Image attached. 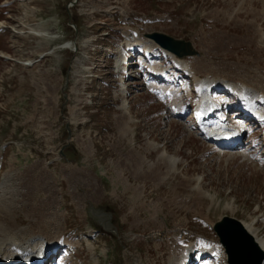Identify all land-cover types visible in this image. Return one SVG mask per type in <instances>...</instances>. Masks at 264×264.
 I'll use <instances>...</instances> for the list:
<instances>
[{
    "label": "rangeland",
    "instance_id": "rangeland-1",
    "mask_svg": "<svg viewBox=\"0 0 264 264\" xmlns=\"http://www.w3.org/2000/svg\"><path fill=\"white\" fill-rule=\"evenodd\" d=\"M74 1L0 0V55L10 57H0V185L11 167L21 179L12 221L38 235V224L58 219L40 234L50 249L42 255L52 253L45 264H227L217 221L258 220L264 237V123L235 121L245 126L238 149L208 143L193 110L196 80L223 82L212 94L230 113L244 110L235 90L243 80L264 106V0ZM153 32L192 42L199 56L178 60L154 47L143 65L142 46L125 49L133 69L116 75L120 45L138 47L126 43ZM69 66L79 108L69 112L80 116L67 144L60 89ZM174 94L187 116L172 106ZM161 155L178 160L174 172Z\"/></svg>",
    "mask_w": 264,
    "mask_h": 264
},
{
    "label": "bare ground",
    "instance_id": "bare-ground-1",
    "mask_svg": "<svg viewBox=\"0 0 264 264\" xmlns=\"http://www.w3.org/2000/svg\"><path fill=\"white\" fill-rule=\"evenodd\" d=\"M32 34L35 35L36 37H46L47 38L49 36L46 33H41V32H33ZM51 39H53V38H51ZM126 44H128V45L129 44L130 45H137L138 44L139 45L138 47L142 46L145 49V50L143 49V51H145L146 54L151 53V51L154 47L157 48V45L152 40L147 39V38H145L144 40L139 38V40H135L133 43L129 42ZM118 49H121V48H118ZM165 53H167V52H165ZM123 56H124V60L123 59L121 60L120 59L121 57H120L116 61V66L114 65L116 68V71L123 69L122 67L124 66V63L126 62L125 55H123ZM175 59H177V58H175ZM128 62H130V61H128ZM142 62H143V60H142ZM200 63L204 67H206L205 63L202 62V60ZM181 65L183 68H185L186 70L189 71V67L185 61ZM157 72H158L157 74H159V76L165 75V71H162L161 69H159ZM210 72H213V75L218 74L215 71H210ZM215 77L211 80L210 79L201 80L200 78L197 77L196 84L202 89V93H200L201 94L200 100H199V102H198V104L194 110L196 116L198 117V119H200V120H197L196 124L199 125L198 130L201 132L200 135L203 136V139L205 138L204 140L207 141L208 143L217 146L215 143L217 141V137L218 138H224L225 136L229 135L230 136V138H229L230 143L222 145V146L218 145L217 147L220 149H226V150L238 149L239 147L243 146V144H240V138L244 136V134H245L244 129L245 128H243L242 125L240 126V125L234 124L233 122L240 121V119L242 118L241 115H240L241 116L240 117L239 114L231 113V116H230L231 121L229 123H224V125H223V123L222 124L221 123H217V124L215 123V124H208L207 125L206 123H204L202 121L203 117L207 116L215 107L219 106V104H218L219 102H217V100H215L212 97V94L208 93L209 88L213 89L214 86H216V85H223L222 84L223 82L217 81ZM242 82H243V86L235 88L236 93L238 94V96L240 98H246L248 110L254 118L264 117V107L263 106H262V108H260L261 106L259 108H255L252 106V108H251V105H253L252 100L255 96L258 97L259 91L257 93V91L251 89L252 87L248 88L247 86H249V84L246 86L244 80ZM260 84H264V81H261V82L259 81V85ZM255 88H256V86H255ZM262 88L264 90V86H262ZM123 93H125V95L122 98V99H124V101L121 102V104H120V110H122V116L126 119L125 123L128 124L129 122H131V119L129 117L128 112L126 111V108L128 107V104H127L126 98H125L126 92L122 89L121 94H123ZM260 94H262V93H260ZM259 98L263 99L262 95H261V97L259 96ZM262 101H258V102H262ZM262 104L263 103H258L257 105L259 106ZM172 106H174L175 110H178L177 113L181 112L182 104H181L180 100L178 99L177 94H174V96H173V105ZM244 125H247V124H244ZM223 127H224V129H223ZM216 132H219V133L216 134ZM233 145H235V146L233 148H231V146H233ZM228 146H229V148H228ZM150 149L153 150L154 146L151 145ZM164 160L167 163V173L174 172L175 167L178 164V160H176L174 157H167L166 156V158H164L162 155L158 158V161L165 163ZM151 167H152V165H149V168H151ZM152 169H154V168H152ZM4 176H5V180L0 185V214L2 215V216H0V237H1L0 238V244H1L0 248L2 250L4 248L3 255H2L3 258L0 259V263H2V261L6 260L7 262H5L3 264H38L44 256H47V255L49 256L52 254V253H50L47 255H42L43 250L45 251L48 248L46 249L45 244H44L45 240L43 238H41L42 236L40 234H48L51 232L52 228H54V227H56V229H57V227L59 225L58 224L59 221L56 218L47 217L46 222H41L40 224H38L39 226H41L39 231H37L39 233L38 235L27 233V230L23 231V230L19 229V227L16 225V223L14 221H12V216H13L12 214H14V212H13L14 210H16L20 207V204L16 203V202H18V199L20 197V194H19L20 189H18V184L16 182L17 181L20 182L21 179L19 177V174L16 173L12 167L10 170H8L4 174ZM52 211L53 210H49L47 212L49 213ZM26 215L28 217L29 215L31 216L32 214L26 212ZM241 224L244 227V229L246 230V232L253 237L254 241L256 242V244H258L259 248L264 252V237L263 238L259 237V232H258V229L256 227L255 221L250 220V222H248V223H242L241 222ZM11 235L19 236L21 241L12 239ZM38 236H40V237H38ZM30 243L31 244L33 243L34 247L36 248L37 253H36V251L30 250L31 249L29 247ZM15 248H17V249H15ZM48 250H50V249H48ZM48 250L45 253H49ZM22 251L26 252V254H22L21 253ZM238 251L243 252L247 255L249 254V252H247L246 249L245 250H238ZM206 253L212 254L213 251H209ZM33 254H35L36 258H34ZM249 256H252V255H249ZM243 263H244V261H243ZM263 264H264V262H263Z\"/></svg>",
    "mask_w": 264,
    "mask_h": 264
},
{
    "label": "water",
    "instance_id": "water-1",
    "mask_svg": "<svg viewBox=\"0 0 264 264\" xmlns=\"http://www.w3.org/2000/svg\"><path fill=\"white\" fill-rule=\"evenodd\" d=\"M74 3H76V0L72 4ZM145 37L152 40L161 49L167 51L179 59L199 56V52L194 48L192 42L190 41L175 39L171 36L158 32L145 34ZM69 74L70 71L68 69L64 74V82L60 89L64 100V104L61 106L62 111L65 109L67 102L66 91L69 89ZM65 130L67 132V142H69L72 133L68 123L65 124ZM60 155H63V153L60 152ZM213 229L219 238V242L224 247L228 257V264L262 263L264 254L255 243L253 237L246 232L241 222L230 217H224L214 225ZM245 249L247 252H249L248 255L238 251Z\"/></svg>",
    "mask_w": 264,
    "mask_h": 264
}]
</instances>
